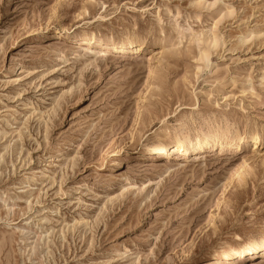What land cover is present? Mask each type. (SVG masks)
Masks as SVG:
<instances>
[{"label":"rangeland","instance_id":"374dc122","mask_svg":"<svg viewBox=\"0 0 264 264\" xmlns=\"http://www.w3.org/2000/svg\"><path fill=\"white\" fill-rule=\"evenodd\" d=\"M221 131L260 142L152 151ZM261 235L264 0H0V264H264Z\"/></svg>","mask_w":264,"mask_h":264},{"label":"bare ground","instance_id":"6f19581e","mask_svg":"<svg viewBox=\"0 0 264 264\" xmlns=\"http://www.w3.org/2000/svg\"><path fill=\"white\" fill-rule=\"evenodd\" d=\"M54 39L51 42L52 45H56L61 43V41L73 38L80 44H84L88 47H93L94 50H97L98 54H104L107 50H118L123 48V51H127L128 49H131V51H136L139 47V41L137 38L129 39L123 43H117L115 40H96L92 38L91 36L87 37H70L66 32H56L54 34ZM89 49V48H88ZM87 50V48H86ZM83 51V49H82ZM85 51V50H84ZM89 51V50H87ZM136 61L143 60L144 56L137 55ZM229 138V137H228ZM227 138V133L225 131L221 132H212L209 135H204L202 139L195 140L194 142L191 140H187L184 137H177L174 145L170 146L168 150H166V146L163 142H158L152 147V151L157 155H165V157H169L171 155H183L185 156L188 152L198 151L203 148L207 149H232L238 148L241 145H250L253 146L254 149H256V146L259 144V136L257 134H253L250 137H246L243 135H235L233 137H230L229 140ZM196 147V149H194ZM144 155L139 154L135 158H130L128 156H123L116 161H114L113 167H120L122 162H128L130 160H134L137 162V160L142 159ZM197 156V155H196ZM130 163V162H129ZM245 164V160L242 161V165ZM241 171V170H240ZM238 175V173H236ZM254 244H257L256 249H259V255L260 257H264V235L259 236L257 239L254 240ZM246 254H242L239 256L238 260H243L245 256L250 255V251L252 250L253 246L249 247ZM258 255V256H259ZM236 260V259H235ZM233 260L232 262H234ZM235 264V263H234Z\"/></svg>","mask_w":264,"mask_h":264}]
</instances>
